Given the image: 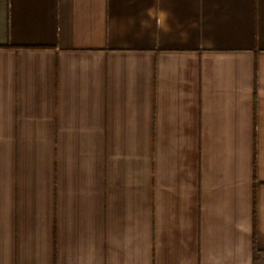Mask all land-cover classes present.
I'll list each match as a JSON object with an SVG mask.
<instances>
[{
  "label": "crops",
  "instance_id": "crops-1",
  "mask_svg": "<svg viewBox=\"0 0 264 264\" xmlns=\"http://www.w3.org/2000/svg\"><path fill=\"white\" fill-rule=\"evenodd\" d=\"M0 264H264V0H0Z\"/></svg>",
  "mask_w": 264,
  "mask_h": 264
}]
</instances>
